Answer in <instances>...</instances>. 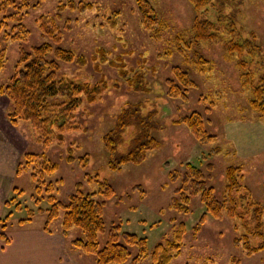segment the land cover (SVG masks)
Here are the masks:
<instances>
[{
  "label": "rangeland",
  "instance_id": "obj_1",
  "mask_svg": "<svg viewBox=\"0 0 264 264\" xmlns=\"http://www.w3.org/2000/svg\"><path fill=\"white\" fill-rule=\"evenodd\" d=\"M148 1L155 10L151 29L143 26L135 0H26L29 8L23 25L28 36L25 42L2 44L5 62L0 71V88L15 73L20 47L28 51L43 43L61 47L74 55L73 62L59 63L58 77L89 85L106 83L107 87L93 103L82 99L75 112L79 129L66 132L60 143L47 148L37 142L36 134L27 122L12 121L9 117L10 101L0 94V169L12 172L9 177H0V233L2 224L6 225L4 232L8 238L15 237L14 232L44 230L45 210L50 207L44 200L47 196L45 184L51 181L53 195L65 204L75 192L77 183H81L84 192L96 191L97 185L87 181L88 176L95 175L108 181L115 191L109 200L96 197L104 205L107 227L113 224L122 232L145 238L149 253L157 244L173 241L175 228L182 224L185 232L181 253L170 264H237V259L239 264H264V250L246 255L242 250L243 241L234 242L245 233L237 219L224 214L223 218L216 220L207 215L205 223L198 228L203 214L199 197L191 199L187 214L169 208L174 189L179 186V181L169 179V173L183 172L186 163L196 164L209 176L207 185L219 198H223L225 169L228 166L241 167L243 183L252 198L264 208V119L248 106L250 92L242 89L235 59L224 52L221 43L201 42L197 45L198 52L208 62L209 70L205 73L196 70L191 48L186 49L187 58L178 53V42L183 47L184 40L193 43L191 23L194 11L189 1ZM79 3L84 8L79 9ZM240 4L239 24L255 36L264 53V0H241ZM43 21L50 24L58 42L42 31ZM81 59L83 64H79ZM171 66L185 69L196 84V88L189 91L187 102L169 99L165 95V80L172 78ZM126 71L129 72L127 77L144 71L151 93L128 89L121 79ZM144 100L151 103L157 100L159 124L164 126L154 132L159 147L148 152L142 164H126L120 171L112 172L106 165L102 136L111 129L114 117L125 104ZM191 112L203 115L206 130L217 137L215 143L199 144L185 125L169 124L173 116ZM216 147L218 152L209 156V150ZM25 153H44L57 165V171L44 183L39 176L38 180L33 179L29 171L16 174ZM85 154L88 165L83 169L80 158ZM68 155L73 158L70 162L67 161ZM136 185L142 193L132 189ZM40 197L43 199L37 202ZM63 214L61 211L57 220L48 225V231L60 233ZM262 222L264 232V213ZM81 236L77 228L69 232L66 240L68 252L79 263L97 264L95 256L84 254L71 244ZM0 238L3 244L8 241L1 234ZM249 238L251 247L264 240V237ZM105 240L106 237H99L100 246ZM136 255V249L131 248L129 259L121 264H131ZM139 264H151V255L145 256Z\"/></svg>",
  "mask_w": 264,
  "mask_h": 264
},
{
  "label": "trees",
  "instance_id": "obj_2",
  "mask_svg": "<svg viewBox=\"0 0 264 264\" xmlns=\"http://www.w3.org/2000/svg\"><path fill=\"white\" fill-rule=\"evenodd\" d=\"M188 1L194 11L191 23L193 43L191 45L184 40L182 43L185 47H183L178 42L176 45L178 53L187 58L186 49L191 48L194 52L196 70L205 73L209 70L208 62L198 52L197 45L201 42L221 43L224 52L235 59L242 89L250 92L251 98L247 99L248 106L259 115L260 119H264V53L256 43L255 36L246 32L239 24L241 0ZM135 3L142 16L143 26L150 28L155 22L153 6L148 0H135ZM77 5L79 9L84 8L81 3ZM27 8L29 5L26 0H0V71L5 62V50L2 44L9 41L25 42L27 39L28 31L23 25ZM49 25L43 21L40 28L51 40L58 42L55 31L50 29ZM74 59L73 53L61 47H54L50 43H43L28 51L20 47L15 73L10 81L0 88V94L5 95L11 104L9 117L13 122L18 120L27 122L33 128L37 142L44 148L60 143L62 135L66 132L79 129L75 121V112L82 99L87 103H93L99 100L101 93L107 87L106 83L89 85L58 77L59 63H71ZM83 63L84 60L81 59L79 64ZM170 70L172 78L165 80L167 86L165 95L169 99L187 102L189 91L196 88L195 82L180 66H171ZM124 74L121 79L125 81L128 89L144 94L151 93L150 83L145 78L144 71L134 72V77H127L129 74L127 71ZM156 101L127 103L114 117L111 129L102 136L106 165L110 171H120L126 164L140 165L146 159L148 152L159 147L154 132L164 126L159 124ZM169 124L185 125L199 144L207 145L217 140L215 135L206 130L205 119L200 112L175 115L170 119ZM217 152L216 147L209 150L208 155ZM72 159V156L68 155L67 161L70 162ZM80 161L82 168L85 169L88 165L87 154L82 155ZM21 171H29L35 180H38L37 176H39L44 183L46 178L49 179L57 171V165L50 162L44 153H25L16 168V174H20ZM208 177L193 163H186L183 172L169 173L172 182L179 181L169 208L187 214L190 212L191 199L199 197L203 216L200 217L198 228L207 220L205 216L209 215L219 220L226 214L227 217L237 219L245 231L241 238L234 239L238 244L243 241L242 250L245 254L252 255L263 251L264 240L255 247L248 244L249 236L264 237L262 222L264 208L259 201L252 198L250 190L243 183V169L235 166H228L225 169L223 198L217 197L213 188L207 185ZM87 181L89 184L97 185L96 191L84 192L81 183H77L75 192L69 196L65 204L53 195L54 184L51 181L45 184L47 196L44 200L50 204V207L45 210L44 231L51 232L48 231V225L57 220L60 212L63 211L60 221L61 235L67 238L73 228L79 229L82 236L72 240L71 244L84 254L95 256L97 264L124 263L131 255V248L137 251L131 264H139L148 254L151 255V264H170L172 259L181 253L185 232L182 224L175 228L173 241L157 244L151 253L148 252L145 238L122 232L113 224L107 227L103 215L104 205L96 197L109 200L115 195V191L108 181L100 180L95 175L88 176ZM132 189L142 193L138 185ZM40 199L43 198L40 197L36 201L39 202ZM5 230L6 225L2 224V233ZM100 236L106 237L103 246L99 243ZM237 261L239 264L240 260Z\"/></svg>",
  "mask_w": 264,
  "mask_h": 264
},
{
  "label": "crops",
  "instance_id": "obj_3",
  "mask_svg": "<svg viewBox=\"0 0 264 264\" xmlns=\"http://www.w3.org/2000/svg\"><path fill=\"white\" fill-rule=\"evenodd\" d=\"M11 174V170L2 172L0 169V177H9ZM6 180L10 181L9 178ZM0 234L9 241L3 244L0 238V264H82L68 252L67 238L61 233L44 230L14 232L12 234L16 236H10V240L6 232Z\"/></svg>",
  "mask_w": 264,
  "mask_h": 264
}]
</instances>
